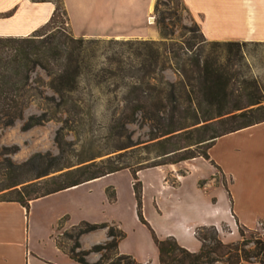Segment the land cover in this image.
<instances>
[{"label":"trees","instance_id":"16d2710c","mask_svg":"<svg viewBox=\"0 0 264 264\" xmlns=\"http://www.w3.org/2000/svg\"><path fill=\"white\" fill-rule=\"evenodd\" d=\"M31 1L56 6L48 21L32 34L0 36V127L12 126L36 100L50 101L54 108H40V114L27 118L23 130L55 120L60 114L66 120L77 117L83 113L84 96L105 83L112 86L109 92L120 98V117L131 122L139 115L155 123L156 132L150 140H156L152 147L163 161L138 168L121 164L118 156L94 161L97 156L70 149L59 129L55 135L57 155L37 153L20 164L0 159V192L11 196L0 200L18 202L28 209L31 200L129 169L135 180L137 215L151 232L159 264H264V226L262 233L249 231L248 238L239 228L241 240L232 243L223 242L213 226L199 227L195 230L201 243L198 252L181 247L173 237L159 239L143 218L141 183L136 178V172L145 168L196 157L208 159V150L219 137L264 122V90L260 80L246 72L245 48L251 43L207 42L194 21L192 31L197 38L177 42L169 28L177 24H165L164 17L157 21L158 41L76 38L65 26L66 12L57 4L62 0ZM170 1L176 11L188 12L182 0ZM175 20L178 23L180 19ZM260 44L264 43L254 46ZM207 46L210 53L205 54ZM167 68L178 74L176 83L164 81L162 74ZM38 69L47 81L33 78ZM43 89L50 90L57 100L44 96ZM130 146L129 142L117 149ZM33 180L38 181L22 185ZM97 229H107L109 240L82 250L79 237ZM69 230L65 235L72 246L66 253L79 264H142L118 253L117 244L125 234L108 224L80 222ZM90 253H99V259L89 263L86 257Z\"/></svg>","mask_w":264,"mask_h":264},{"label":"crops","instance_id":"0c3cea01","mask_svg":"<svg viewBox=\"0 0 264 264\" xmlns=\"http://www.w3.org/2000/svg\"><path fill=\"white\" fill-rule=\"evenodd\" d=\"M73 1L71 7L66 0L63 5L78 37L157 39L140 29L152 17L156 0ZM182 3L207 41L264 42V0ZM53 10L51 2L0 0V36H28L48 21ZM71 16L75 23L92 19L103 26L81 31L70 22ZM125 25L137 26L123 31ZM125 170L129 169L31 200L28 209L0 200V264H79L56 239L60 231L80 222L116 226L125 234L117 244L118 253L142 264L154 260L159 264L151 232L137 215L133 175L125 198L118 187L116 192L107 187L116 184L112 177ZM136 178L141 183L143 218L159 239L173 237L181 247L198 252L199 227L213 226L218 236L222 227L232 234L238 228L259 231L264 226V122L219 137L208 150V159L145 168L136 172ZM108 240L107 229H97L81 235L79 244L89 250ZM99 257L90 253L86 259L94 263Z\"/></svg>","mask_w":264,"mask_h":264},{"label":"rangeland","instance_id":"374dc122","mask_svg":"<svg viewBox=\"0 0 264 264\" xmlns=\"http://www.w3.org/2000/svg\"><path fill=\"white\" fill-rule=\"evenodd\" d=\"M66 1L68 2V5L74 2L73 0ZM57 4L59 7L64 8L63 0ZM73 4L75 5V2ZM158 4V13L155 14L153 12L151 17L153 20L150 22L151 18H148V20H145V23L142 24L144 27L140 28L145 29V31L148 30L146 31L147 35L157 37V39L153 41L160 40L157 28V21L160 17L165 18V24L167 25L173 21L177 24L175 27L169 26V28L174 30L173 40L179 42L187 41L192 37L197 38L198 34L192 31L193 19L188 12L181 10L176 11L173 7L172 1L170 0H159ZM74 5L73 9L75 8ZM54 6H56V3ZM73 17L74 16L69 17L70 22H73ZM175 17L180 19L178 23L176 22ZM73 25L76 29H80L81 31L101 28L103 26L102 24H94L92 19L90 20V23L82 22V20L78 21L77 19V22H73ZM137 25H125L121 27L123 31H126L128 29L132 30V27ZM65 26L69 33L76 38L78 37L74 32H72L66 16ZM85 38L88 39L91 37ZM95 39L103 41L151 40L135 37ZM250 43L251 44L245 48L246 63L248 65L246 72H248V74L252 77L260 80L261 88L264 90V46H262L264 44H260L261 46H254V43L264 42ZM207 53H210L209 46L205 49V54ZM32 76L33 78L40 77L42 80L47 81L45 74L39 69L36 70ZM162 77L164 81L169 83H176L179 80L178 74L171 68L164 70ZM111 89L112 86L105 83L99 88H92L91 95L84 96L85 103H83V113L79 114L77 117L66 120V117L60 114L55 120L44 122L43 124L32 127L29 130H23L22 126L27 118L31 115L40 114V108H54L52 102L50 101L36 100L24 110L21 119L15 121L12 126L0 127V159L6 158L13 164H20L37 153H49L55 156L58 154V148L55 143V135L56 132L61 129L60 132H63L64 140L71 144L70 149L78 153L80 152L84 156H97L94 161H99L108 156H118L117 161L119 160L121 164L132 168H138L139 166L151 165L163 161V159L156 156L157 150L152 147V143L156 140H150V136L156 132L155 123L148 118H143L139 115H137L131 122H128L124 120V118L120 117V98L119 96H116V92L110 93L109 90ZM43 93L44 96L49 98L54 97V99L57 100L55 95L50 90L43 89ZM129 142L131 145L130 147L117 149L118 146L125 145ZM72 159L76 160L75 157H72ZM57 173H53L52 175ZM147 173H144L145 176ZM132 175V172L129 170L118 172L114 177H112V179L116 181V184H109L107 187H111L115 190V192L116 187H118L121 197L125 198L130 192V180ZM145 176L143 175V177ZM45 178L46 177H43L39 180H43ZM140 180L142 181V177ZM35 181L38 180L29 181L23 183L22 185ZM106 181L110 182V179H107ZM5 192L7 191L0 192V199L11 198V196L6 195ZM108 194H110V192ZM97 199L98 198L96 197V200ZM110 226H112L114 231L119 230L116 226ZM262 231L263 230H259L258 232L262 233ZM68 232H70V230L60 231V234L56 239L57 244L64 251H67L72 246V242L69 241L65 235V233ZM245 236L248 238L249 232H246ZM219 238L225 243L239 242L241 240L239 230H237L235 234H232L231 230L226 227H222L221 233H219ZM147 264H150V262ZM151 264H157V261L154 260Z\"/></svg>","mask_w":264,"mask_h":264},{"label":"bare ground","instance_id":"6f19581e","mask_svg":"<svg viewBox=\"0 0 264 264\" xmlns=\"http://www.w3.org/2000/svg\"><path fill=\"white\" fill-rule=\"evenodd\" d=\"M150 22H151V19H150ZM153 23V22H152Z\"/></svg>","mask_w":264,"mask_h":264},{"label":"water","instance_id":"95a60500","mask_svg":"<svg viewBox=\"0 0 264 264\" xmlns=\"http://www.w3.org/2000/svg\"><path fill=\"white\" fill-rule=\"evenodd\" d=\"M151 20H153V18H151Z\"/></svg>","mask_w":264,"mask_h":264}]
</instances>
